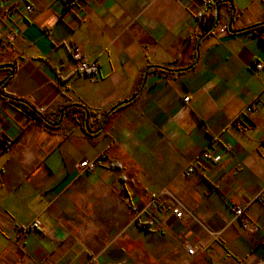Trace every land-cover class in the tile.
I'll use <instances>...</instances> for the list:
<instances>
[{"label": "crops", "instance_id": "crops-1", "mask_svg": "<svg viewBox=\"0 0 264 264\" xmlns=\"http://www.w3.org/2000/svg\"><path fill=\"white\" fill-rule=\"evenodd\" d=\"M214 1L207 33L206 0H0V65H16L0 88V264L264 262V0ZM191 164L201 176L184 175ZM248 203L252 231L233 211Z\"/></svg>", "mask_w": 264, "mask_h": 264}, {"label": "built area", "instance_id": "built-area-1", "mask_svg": "<svg viewBox=\"0 0 264 264\" xmlns=\"http://www.w3.org/2000/svg\"><path fill=\"white\" fill-rule=\"evenodd\" d=\"M207 4V9L205 12L201 13L199 15L200 20L203 18L204 14L207 13L209 10L213 9L216 5V2L214 0H206ZM26 12L31 13L34 10V7L31 4H28L25 7ZM1 32H0V39H1ZM72 58L75 62V67L76 71L79 74H84L89 76V79L91 82L95 83L99 80V73H100V65L96 60H90L87 55L83 52L81 47L79 45H73L72 48ZM255 67L257 70H260L264 67V64L260 61H256ZM191 96L187 95L183 98L185 105H187L190 101ZM258 109L257 103H252L247 107L248 112H253ZM103 114L101 116V119L104 118ZM201 157L207 159V160H214L218 162L220 160L219 156L214 155L213 152L210 151H204L201 155ZM107 164V156L104 154H101L95 159H86L82 161L79 164V168L83 171L87 172H94L97 168L104 166ZM201 171L196 168L194 164H191L190 166L187 167V169L184 172V175L187 178H192L193 176H201ZM258 201H262V197L257 198ZM252 203H248L247 206L244 207H234V215H235V220L239 222V224L242 226L244 230L247 231H252L253 230V225L252 223L247 219L246 217V211L250 209ZM172 213L174 216L178 219H181L183 217V208L181 206H177L173 208ZM41 228V224L39 222H34L33 224L26 226V227H21L19 230L22 233H25L29 230H35ZM188 253L189 254H194L195 252V247H187ZM256 264H264V262L259 261Z\"/></svg>", "mask_w": 264, "mask_h": 264}, {"label": "trees", "instance_id": "trees-1", "mask_svg": "<svg viewBox=\"0 0 264 264\" xmlns=\"http://www.w3.org/2000/svg\"><path fill=\"white\" fill-rule=\"evenodd\" d=\"M219 2L222 3V1H219ZM216 5L213 9L205 13L203 18L200 20L206 32H210L214 28V25L216 22ZM7 101L14 105H21L23 108L30 110L31 113L35 117H37L39 120L43 121L44 123L51 124V121L44 114L37 111L30 103L26 102L25 100L15 98L12 96H8ZM109 112L110 111H107L106 114L104 115V118L102 119V122L100 123V126L109 118L111 114ZM61 113H75V116L79 120H81L82 122L86 121L88 126H90L88 123L89 121L88 117L91 115V112L83 104H69L62 108Z\"/></svg>", "mask_w": 264, "mask_h": 264}, {"label": "water", "instance_id": "water-1", "mask_svg": "<svg viewBox=\"0 0 264 264\" xmlns=\"http://www.w3.org/2000/svg\"><path fill=\"white\" fill-rule=\"evenodd\" d=\"M220 2L217 3L216 5V22L214 27L219 23L220 21V16H221V8H220ZM233 20V17L230 19V25H229V29L230 31H232L231 29V22ZM213 30V29H212ZM243 31V30H238V32ZM208 33V32H207ZM1 69H10V73L9 75L0 82V88L2 87V85L14 74L15 70H16V65L15 64H2L0 65V70ZM125 101L120 102L119 104H117L115 107H113L109 113L114 112L118 107H120L122 104H124Z\"/></svg>", "mask_w": 264, "mask_h": 264}]
</instances>
